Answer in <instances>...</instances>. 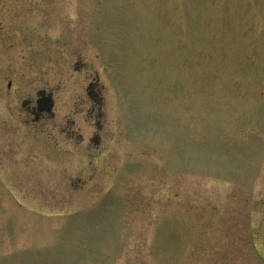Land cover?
I'll return each instance as SVG.
<instances>
[{
    "label": "rangeland",
    "instance_id": "374dc122",
    "mask_svg": "<svg viewBox=\"0 0 264 264\" xmlns=\"http://www.w3.org/2000/svg\"><path fill=\"white\" fill-rule=\"evenodd\" d=\"M0 264H264V0H0Z\"/></svg>",
    "mask_w": 264,
    "mask_h": 264
},
{
    "label": "water",
    "instance_id": "95a60500",
    "mask_svg": "<svg viewBox=\"0 0 264 264\" xmlns=\"http://www.w3.org/2000/svg\"><path fill=\"white\" fill-rule=\"evenodd\" d=\"M37 111L39 113L50 114L53 110L54 104L51 96H42L36 101Z\"/></svg>",
    "mask_w": 264,
    "mask_h": 264
},
{
    "label": "flooded vegetation",
    "instance_id": "af4514ba",
    "mask_svg": "<svg viewBox=\"0 0 264 264\" xmlns=\"http://www.w3.org/2000/svg\"><path fill=\"white\" fill-rule=\"evenodd\" d=\"M43 96H51V95L47 93L46 95H43ZM40 97H42V96H40ZM40 97H39V98H40ZM36 101H37V100H36ZM36 101H35V107H32V108H31V112H32L33 116L35 117V119L42 118V117H44L45 115H47V116L51 115V113H50V114L39 113V112L37 111Z\"/></svg>",
    "mask_w": 264,
    "mask_h": 264
}]
</instances>
